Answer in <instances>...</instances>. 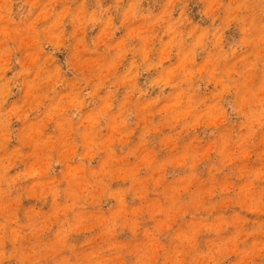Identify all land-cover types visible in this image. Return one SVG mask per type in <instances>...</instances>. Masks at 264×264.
I'll return each instance as SVG.
<instances>
[{"label": "rangeland", "instance_id": "1", "mask_svg": "<svg viewBox=\"0 0 264 264\" xmlns=\"http://www.w3.org/2000/svg\"><path fill=\"white\" fill-rule=\"evenodd\" d=\"M0 264H264V0H0Z\"/></svg>", "mask_w": 264, "mask_h": 264}]
</instances>
